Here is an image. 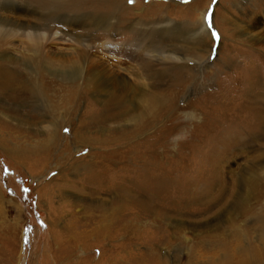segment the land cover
<instances>
[{"label":"rangeland","instance_id":"obj_1","mask_svg":"<svg viewBox=\"0 0 264 264\" xmlns=\"http://www.w3.org/2000/svg\"><path fill=\"white\" fill-rule=\"evenodd\" d=\"M64 1L112 20L103 31L87 30L99 42L143 33L191 61L164 67L181 80L170 101L177 120L167 119L172 127L161 133L168 174L152 181L150 149L158 143L146 144L151 132L131 138L123 125L90 126L106 95L83 89L67 117L55 107L61 96L46 97L51 108L39 118L28 113L33 126L23 121L30 122L26 109L14 115L0 103V264H237L242 257L264 264V48L244 34L264 29V0ZM201 25L209 37H191ZM121 55L99 56L114 62ZM50 124L61 145L49 158L6 144L7 125L16 129L7 140L22 144L43 139ZM78 128L90 142L66 141ZM97 225L107 229L90 235Z\"/></svg>","mask_w":264,"mask_h":264},{"label":"bare ground","instance_id":"obj_2","mask_svg":"<svg viewBox=\"0 0 264 264\" xmlns=\"http://www.w3.org/2000/svg\"><path fill=\"white\" fill-rule=\"evenodd\" d=\"M116 2L111 5H115ZM84 7L77 8L64 0H0V59L5 61L0 65L1 110L18 115L17 109H26V116L30 122L27 119L23 121L28 126H33V120L39 118V112L51 108L46 103V97L52 96V99H55L61 96L60 103H55V107H61L66 116L70 115L76 103L83 99V89L85 94L95 97L106 95L109 99L103 105L104 109L101 108L97 111L98 116L91 118L90 126L99 129L107 123L123 125L129 131L125 129L122 135L130 133L131 138H134L135 132H151L146 137V144L152 140L151 145L154 142L158 145L150 149L153 163L150 162L149 168L151 167L153 172L151 175L156 176L152 181L162 182V176L168 172L163 162L164 150L168 144L163 140L160 142L161 133L166 131L168 125L171 126V121L167 119L177 120L175 114L170 111L173 107L170 101L179 94L178 89L181 85L180 77L171 75L170 71L164 67L175 64L187 66L191 61L176 57V52L166 53L163 48L152 43L150 36L143 33L137 34L138 37L124 35L123 41L118 43L112 39L99 42L100 37L93 36L87 30L93 27L103 31L109 28L112 20L102 17L106 21H101L93 18L90 14H85ZM203 17L204 12H202V23ZM81 28H84V31L78 33L77 30ZM161 28L167 33L170 29L165 25ZM244 34L248 36V41L252 45L264 48V29L258 32L255 26H249L247 31L244 29ZM193 35L195 39L209 37L204 25L194 31L191 37ZM159 37L161 38L160 35ZM112 53L122 54L124 58L119 57L118 60L109 62L104 56ZM193 65L196 71L202 70L203 64H200L198 60L193 61ZM169 77L172 80L170 79L171 81L167 84L170 85L168 89L165 85ZM61 93H66L68 97ZM28 113L37 118L31 119ZM50 113L51 118L54 116V111L50 110ZM57 128L56 124H50L43 129L45 130L43 139L27 137V141L20 144L17 137L12 138L15 143L7 140L8 134L13 136L16 130L13 126L7 125L6 131L4 129V132H7L6 144L19 148L24 155L30 154L32 158L39 157L41 154L49 158L53 151L57 153L61 145L55 139ZM81 129H72V138H66V141L77 139L85 142ZM14 152L17 153V151ZM250 191L253 190L250 189ZM108 217L111 216L108 215ZM105 225L110 226L111 220ZM132 226L125 225L123 229L130 231ZM101 227L98 226L91 233L89 232L90 235L107 229V227L106 229ZM54 236L58 238L56 235L48 234L53 242ZM72 238L76 240L78 237ZM57 260L58 258H55L54 264L61 263ZM134 262L127 261L126 264ZM248 262L250 260L246 257L237 260V264Z\"/></svg>","mask_w":264,"mask_h":264},{"label":"snow or ice","instance_id":"obj_3","mask_svg":"<svg viewBox=\"0 0 264 264\" xmlns=\"http://www.w3.org/2000/svg\"><path fill=\"white\" fill-rule=\"evenodd\" d=\"M129 2H131V0H129ZM213 35L215 36V33H213Z\"/></svg>","mask_w":264,"mask_h":264}]
</instances>
